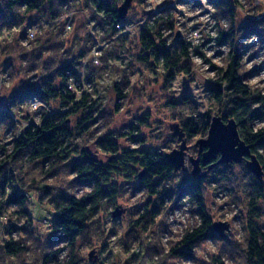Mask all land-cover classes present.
Instances as JSON below:
<instances>
[{
  "label": "clouds",
  "instance_id": "1",
  "mask_svg": "<svg viewBox=\"0 0 264 264\" xmlns=\"http://www.w3.org/2000/svg\"><path fill=\"white\" fill-rule=\"evenodd\" d=\"M0 264H264V0H0Z\"/></svg>",
  "mask_w": 264,
  "mask_h": 264
},
{
  "label": "water",
  "instance_id": "2",
  "mask_svg": "<svg viewBox=\"0 0 264 264\" xmlns=\"http://www.w3.org/2000/svg\"><path fill=\"white\" fill-rule=\"evenodd\" d=\"M224 123H227V121H224ZM205 152L208 151L207 145H205L204 149ZM218 150H226V146L223 143H213V152L218 151ZM171 160V158H169ZM214 160V157L211 158L210 160L203 161L202 163L207 164L212 162Z\"/></svg>",
  "mask_w": 264,
  "mask_h": 264
},
{
  "label": "trees",
  "instance_id": "3",
  "mask_svg": "<svg viewBox=\"0 0 264 264\" xmlns=\"http://www.w3.org/2000/svg\"><path fill=\"white\" fill-rule=\"evenodd\" d=\"M113 18L115 19L116 18V14L113 13ZM227 121V120H225ZM166 165H167V162L161 164L157 169H155V172H159L161 169H165L166 170ZM149 167H151V165H148Z\"/></svg>",
  "mask_w": 264,
  "mask_h": 264
}]
</instances>
